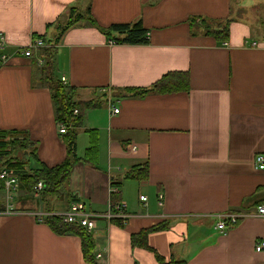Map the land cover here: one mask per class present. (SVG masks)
Masks as SVG:
<instances>
[{
    "label": "crops",
    "instance_id": "0c3cea01",
    "mask_svg": "<svg viewBox=\"0 0 264 264\" xmlns=\"http://www.w3.org/2000/svg\"><path fill=\"white\" fill-rule=\"evenodd\" d=\"M71 9H89L105 31L140 21L146 41L111 44L115 32L81 21L55 44ZM221 25L227 35H213ZM0 35L9 57L0 62V170L18 176L8 165L12 141L36 148L35 158L22 156L25 172L65 160L47 74L74 89L72 102L96 105L73 128L80 162L50 213L38 193L18 188L9 201L15 214H6L0 191V264H89L78 236L58 235L43 220L74 202L100 216L91 232L95 264H158L154 252L165 263L264 264L255 251L264 240L256 216L264 171L255 168L264 153V0H0ZM33 37L54 46L52 66L43 49L41 66L18 54ZM174 72L187 75V90L133 93ZM93 131L96 149L87 156ZM138 165H147V177L127 180ZM112 193L124 225L105 217ZM227 214L242 218L222 234L216 217ZM152 227L160 229L146 236L150 250L132 244Z\"/></svg>",
    "mask_w": 264,
    "mask_h": 264
},
{
    "label": "trees",
    "instance_id": "16d2710c",
    "mask_svg": "<svg viewBox=\"0 0 264 264\" xmlns=\"http://www.w3.org/2000/svg\"><path fill=\"white\" fill-rule=\"evenodd\" d=\"M69 21L64 26H61L57 36L55 37L54 43L56 44L60 37L69 28L73 27L79 22L88 23L90 26L99 29L102 33L109 36V31L115 32L117 36L112 37L115 43L120 44H138L146 41L147 31L142 26L140 21L132 23L113 25L110 30L105 31L96 24V21L91 17L89 9L82 13L78 10L71 9ZM220 31L212 32L213 35L218 36L220 33L227 35V25H221ZM35 38V37H33ZM55 49L53 47H47L42 50V56H45V65L47 67L52 66L53 56ZM50 71V69H48ZM51 90V100L54 109L55 121L58 124L65 125L67 127V133L62 137L63 143L66 147L65 160L58 166L48 168L41 163L39 169L34 171L25 172L24 163H22V156H28L35 158V150L33 143L28 141H12V151L14 150V160L8 162L10 168H13L18 173L17 179L19 183V191L26 194L38 193L39 198L43 203V210L46 213H50V207L52 203L59 198V190L63 186H67L69 183V176L75 164L80 162V159L76 156V131L73 129L81 121L82 114L87 109L96 107L92 102H77L74 103L72 100L75 97V91L72 88L63 86L60 81H57L51 77V72L47 76ZM188 79L184 73H168L159 79L151 89L134 90L135 95L143 96L149 92H173L179 90H187ZM132 91V90H131ZM77 110V118L72 120L73 110ZM89 132V131H88ZM94 132V131H93ZM91 145L87 149V156L95 153L96 143L94 142L95 133L90 132ZM19 154L20 156H17ZM19 170V171H18ZM148 167L147 165L134 166L129 173L126 175V179L142 180L147 177ZM41 182L43 187L40 191H36L37 184ZM111 207L116 206L118 195L111 194ZM1 211V209H0ZM44 223L56 234L66 235L73 234L79 237L81 241V250L83 259L89 264H95L94 262V242L91 233L87 232L84 228L73 224H66L61 221L57 216L51 214L44 217ZM160 227H152L149 229L142 230L138 235L132 237V244H139L144 248L150 250L144 243L146 236ZM156 261L158 264H185L179 261H171L165 263L164 260L154 252Z\"/></svg>",
    "mask_w": 264,
    "mask_h": 264
},
{
    "label": "built area",
    "instance_id": "2783aa9c",
    "mask_svg": "<svg viewBox=\"0 0 264 264\" xmlns=\"http://www.w3.org/2000/svg\"><path fill=\"white\" fill-rule=\"evenodd\" d=\"M4 38L3 35H0V62L5 63L8 60V56L4 55L2 53L4 49ZM111 44H116L115 42H111ZM254 46V45H253ZM52 47V46H49ZM47 48L44 45V41L40 38H33L30 42V45L26 48L19 49L17 52L18 54L22 55L25 58L28 59H36L38 62V65H42L41 58L39 57V51L42 49ZM60 83L65 86V79L61 78ZM118 109H113L112 113L118 114ZM78 114V111L75 109L72 112V116L76 117ZM59 133L61 135H64L67 133V127L65 125H60L59 127ZM255 168L258 171L263 172L264 171V153L257 154L255 157ZM43 185L41 182H39L36 186V191H40L42 189ZM19 188L18 179L16 176L13 175V172L8 168H2L0 170V191H4L6 196V203L8 210L6 211V214H15L14 208L12 205H9L10 199H12V194L16 193ZM114 190L117 191L116 188ZM140 201L145 203L146 198L144 196L139 197ZM159 199L161 200V196H159ZM159 200V201H160ZM256 216L264 218V205H260L256 209ZM107 219H116L118 218L122 225L125 224L126 216L123 212L122 204L119 203L114 207H111V210L107 215H105ZM62 222L66 224H73L77 225L79 227L84 228L87 232L91 233L96 228V221L100 218L99 215L90 213L86 210L85 205L81 202H74L70 205L69 210L66 213H63L59 216ZM242 217L238 215H219L216 217V224L215 228L221 232L222 234L226 233L231 227L238 224ZM44 220V218H43ZM255 251L260 252L264 254V240L260 241L255 246ZM101 258L100 254L95 255V260H99Z\"/></svg>",
    "mask_w": 264,
    "mask_h": 264
},
{
    "label": "rangeland",
    "instance_id": "374dc122",
    "mask_svg": "<svg viewBox=\"0 0 264 264\" xmlns=\"http://www.w3.org/2000/svg\"><path fill=\"white\" fill-rule=\"evenodd\" d=\"M53 48H54V46H53ZM43 58H44V60H45V56H43ZM46 61V60H45ZM15 194V193H14Z\"/></svg>",
    "mask_w": 264,
    "mask_h": 264
}]
</instances>
